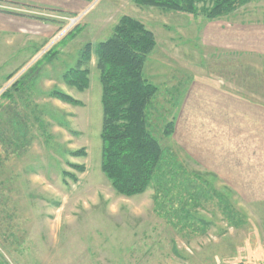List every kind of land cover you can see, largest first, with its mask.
I'll list each match as a JSON object with an SVG mask.
<instances>
[{
  "label": "rangeland",
  "instance_id": "1",
  "mask_svg": "<svg viewBox=\"0 0 264 264\" xmlns=\"http://www.w3.org/2000/svg\"><path fill=\"white\" fill-rule=\"evenodd\" d=\"M208 8L192 15L134 0H0V264H264V0L215 19ZM123 16L157 44L144 70L158 88L151 133L227 198L190 203L196 218L185 227L169 214L181 188L158 206L152 186L123 196L102 172L96 57L84 67L87 90L63 78Z\"/></svg>",
  "mask_w": 264,
  "mask_h": 264
},
{
  "label": "trees",
  "instance_id": "2",
  "mask_svg": "<svg viewBox=\"0 0 264 264\" xmlns=\"http://www.w3.org/2000/svg\"><path fill=\"white\" fill-rule=\"evenodd\" d=\"M134 1L141 6L192 15L198 13L199 4L208 5L206 16L215 19L238 10L248 0ZM156 45L152 31L138 20L123 16L108 39L95 47L90 44L85 46L78 67L70 69L63 78L70 87L80 92L87 90L90 71L84 67L91 61L92 55L96 57L102 88V172L116 192L123 196L140 195L152 186L158 206L160 203H172L175 196L173 190L181 188L179 210L173 209L169 214L185 227L190 219L196 218L187 210L190 203L199 202L201 197L209 198L211 193L220 204H224L227 198L217 193L200 175L187 172L177 157L164 149L150 131L149 107L158 88L145 79L144 70ZM3 95L6 97L9 94ZM54 96L67 104L80 105L61 91L56 90ZM174 126L175 121L166 123L165 138L173 135ZM76 154L83 155V152ZM189 182L194 185L198 182L199 186L192 189ZM229 213L230 210L227 216L231 217ZM230 222L234 224L232 219Z\"/></svg>",
  "mask_w": 264,
  "mask_h": 264
}]
</instances>
